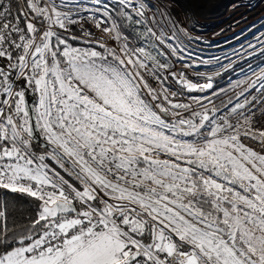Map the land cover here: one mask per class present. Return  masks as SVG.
I'll use <instances>...</instances> for the list:
<instances>
[{"label": "snow or ice", "instance_id": "snow-or-ice-1", "mask_svg": "<svg viewBox=\"0 0 264 264\" xmlns=\"http://www.w3.org/2000/svg\"><path fill=\"white\" fill-rule=\"evenodd\" d=\"M175 8L0 0V264H264V31Z\"/></svg>", "mask_w": 264, "mask_h": 264}, {"label": "rangeland", "instance_id": "rangeland-1", "mask_svg": "<svg viewBox=\"0 0 264 264\" xmlns=\"http://www.w3.org/2000/svg\"><path fill=\"white\" fill-rule=\"evenodd\" d=\"M175 3V11L182 20L185 13L195 14V20L188 27L191 28L194 24L193 34L199 33L203 37L202 41L194 45V49L205 58L210 59L214 56L223 58L225 55H231L233 49H238L240 43L246 44L250 41L257 29L264 31V0H175ZM244 5L245 10L242 8ZM234 10L243 13L241 15L236 11L237 13L232 14ZM234 17L243 19L244 23L242 22V27L233 38L227 40L228 38L224 37L226 31L223 30L224 24L228 23L224 22L229 19L233 21ZM214 66H202L199 70L209 72L215 69Z\"/></svg>", "mask_w": 264, "mask_h": 264}, {"label": "trees", "instance_id": "trees-1", "mask_svg": "<svg viewBox=\"0 0 264 264\" xmlns=\"http://www.w3.org/2000/svg\"><path fill=\"white\" fill-rule=\"evenodd\" d=\"M13 2L18 6H22L24 0H13ZM13 10L15 11V8ZM253 63H256V61H253ZM226 79L227 78L219 79V84L224 85L226 83ZM27 201L28 198L26 197L18 198L14 196H9L8 211L10 214L8 216V221H7L9 228L20 230L27 223L29 208H30V204Z\"/></svg>", "mask_w": 264, "mask_h": 264}, {"label": "bare ground", "instance_id": "bare-ground-1", "mask_svg": "<svg viewBox=\"0 0 264 264\" xmlns=\"http://www.w3.org/2000/svg\"><path fill=\"white\" fill-rule=\"evenodd\" d=\"M248 4V3H247ZM246 6H248V5H246ZM244 10L246 9V7H245V5H244V7H242ZM237 12H238V14L239 13H241V15H242V13L243 12H240L239 10H236ZM235 10L233 11V12H231L232 14H234V13H237ZM243 11V10H242ZM231 14V15H232ZM233 16H235L236 17V15H233ZM234 17V19H233V21H231L230 19L227 21V22H224V23H228L227 25H225L224 24V27H225V30H223V31H226L225 33H224V37H225V39L226 38H228L227 40H230V39H232L233 38V36L235 35V33L237 32V31H239L240 30V28L242 27V25H243V23H244V21H243V19H239V17L238 18H235ZM223 22V21H222ZM243 22V23H242ZM242 24V25H241ZM231 37V38H230ZM226 42V41H225ZM218 65H215L214 66V68H216Z\"/></svg>", "mask_w": 264, "mask_h": 264}]
</instances>
